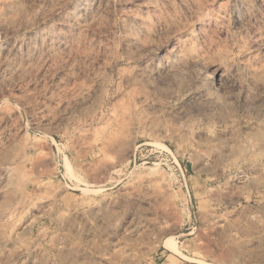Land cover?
<instances>
[{
    "label": "rangeland",
    "instance_id": "1",
    "mask_svg": "<svg viewBox=\"0 0 264 264\" xmlns=\"http://www.w3.org/2000/svg\"><path fill=\"white\" fill-rule=\"evenodd\" d=\"M0 264H264V0H0Z\"/></svg>",
    "mask_w": 264,
    "mask_h": 264
}]
</instances>
